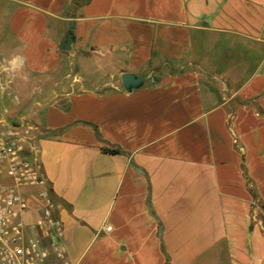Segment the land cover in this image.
Here are the masks:
<instances>
[{
	"label": "crops",
	"instance_id": "crops-1",
	"mask_svg": "<svg viewBox=\"0 0 264 264\" xmlns=\"http://www.w3.org/2000/svg\"><path fill=\"white\" fill-rule=\"evenodd\" d=\"M0 64L73 264H264V0H0Z\"/></svg>",
	"mask_w": 264,
	"mask_h": 264
},
{
	"label": "built area",
	"instance_id": "built-area-1",
	"mask_svg": "<svg viewBox=\"0 0 264 264\" xmlns=\"http://www.w3.org/2000/svg\"><path fill=\"white\" fill-rule=\"evenodd\" d=\"M5 70L0 64V90L6 80ZM2 113L0 264H73L67 257L63 224L49 184L32 154L33 126L28 121H9ZM30 212L35 217L27 220Z\"/></svg>",
	"mask_w": 264,
	"mask_h": 264
},
{
	"label": "water",
	"instance_id": "water-1",
	"mask_svg": "<svg viewBox=\"0 0 264 264\" xmlns=\"http://www.w3.org/2000/svg\"><path fill=\"white\" fill-rule=\"evenodd\" d=\"M71 41H72V35L70 29H68L66 37L61 41L60 48L62 50H68L70 48ZM146 77H147L146 74L138 76L131 72H124L121 74V83L127 90H130L133 87L142 83Z\"/></svg>",
	"mask_w": 264,
	"mask_h": 264
},
{
	"label": "rangeland",
	"instance_id": "rangeland-1",
	"mask_svg": "<svg viewBox=\"0 0 264 264\" xmlns=\"http://www.w3.org/2000/svg\"><path fill=\"white\" fill-rule=\"evenodd\" d=\"M31 218H32V214L31 213H29V214L26 215V219L27 220H31Z\"/></svg>",
	"mask_w": 264,
	"mask_h": 264
},
{
	"label": "trees",
	"instance_id": "trees-1",
	"mask_svg": "<svg viewBox=\"0 0 264 264\" xmlns=\"http://www.w3.org/2000/svg\"><path fill=\"white\" fill-rule=\"evenodd\" d=\"M110 152H116L117 149H109Z\"/></svg>",
	"mask_w": 264,
	"mask_h": 264
}]
</instances>
